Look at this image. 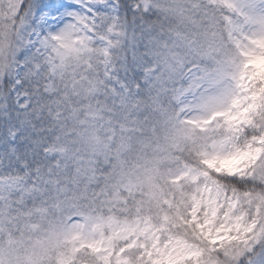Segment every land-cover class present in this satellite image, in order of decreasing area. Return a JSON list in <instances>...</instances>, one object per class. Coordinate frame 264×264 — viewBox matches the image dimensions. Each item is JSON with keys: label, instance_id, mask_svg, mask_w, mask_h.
I'll return each mask as SVG.
<instances>
[{"label": "snow or ice", "instance_id": "snow-or-ice-1", "mask_svg": "<svg viewBox=\"0 0 264 264\" xmlns=\"http://www.w3.org/2000/svg\"><path fill=\"white\" fill-rule=\"evenodd\" d=\"M0 264H264V0H0Z\"/></svg>", "mask_w": 264, "mask_h": 264}]
</instances>
